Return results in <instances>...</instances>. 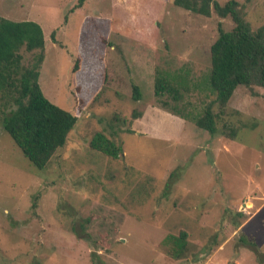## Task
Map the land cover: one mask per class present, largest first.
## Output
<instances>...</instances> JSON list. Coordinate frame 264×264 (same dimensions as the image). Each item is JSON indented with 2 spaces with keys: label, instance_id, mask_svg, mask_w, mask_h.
Listing matches in <instances>:
<instances>
[{
  "label": "rangeland",
  "instance_id": "rangeland-1",
  "mask_svg": "<svg viewBox=\"0 0 264 264\" xmlns=\"http://www.w3.org/2000/svg\"><path fill=\"white\" fill-rule=\"evenodd\" d=\"M237 1L264 26V0ZM79 3L0 0V17L41 25V88L78 116L45 170L0 120V264H264V88L240 86L221 107L208 85L211 46L232 19L173 0ZM158 77L183 80L188 111L214 103L227 135L162 108L175 101L156 95ZM97 133L123 148L118 159L91 147ZM183 231L189 255L176 259L167 239Z\"/></svg>",
  "mask_w": 264,
  "mask_h": 264
},
{
  "label": "trees",
  "instance_id": "trees-1",
  "mask_svg": "<svg viewBox=\"0 0 264 264\" xmlns=\"http://www.w3.org/2000/svg\"><path fill=\"white\" fill-rule=\"evenodd\" d=\"M248 3L251 0H247ZM174 4L195 14L220 18L230 17L235 26L226 31L219 25V37L211 46V71L208 85L216 94V102L225 107L240 86L264 88V26L253 30L246 20V7L237 0L221 4L218 0H173ZM80 0L78 7L82 6ZM54 37V34H53ZM25 50L33 54L32 62L24 64ZM46 59V40L43 28L35 21L14 22L0 17V120L4 130L21 149L24 157L38 170L48 168L59 150L65 147L70 133L76 127L78 116L52 103L39 83L41 69ZM75 64L74 71L77 70ZM158 77L156 95L172 97L174 104L162 101V108L171 114L193 122L211 135L226 134L217 125V116L210 103L200 113L188 111L180 105L183 99L182 79ZM182 80V81H181ZM176 83V84H175ZM135 98L140 91L134 87ZM231 137L236 131L231 130ZM91 147L108 157L118 159L123 148L103 133H97ZM173 177V175H171ZM34 204V208L36 207ZM188 234L168 236L172 244L169 253L176 259L188 257ZM249 246L256 249V244ZM257 252V251H256Z\"/></svg>",
  "mask_w": 264,
  "mask_h": 264
}]
</instances>
